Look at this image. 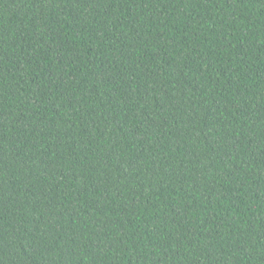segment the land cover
<instances>
[{
  "label": "trees",
  "instance_id": "obj_1",
  "mask_svg": "<svg viewBox=\"0 0 264 264\" xmlns=\"http://www.w3.org/2000/svg\"><path fill=\"white\" fill-rule=\"evenodd\" d=\"M0 264H264V0H0Z\"/></svg>",
  "mask_w": 264,
  "mask_h": 264
}]
</instances>
